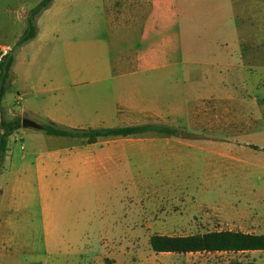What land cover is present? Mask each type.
<instances>
[{
	"label": "rangeland",
	"instance_id": "obj_1",
	"mask_svg": "<svg viewBox=\"0 0 264 264\" xmlns=\"http://www.w3.org/2000/svg\"><path fill=\"white\" fill-rule=\"evenodd\" d=\"M38 1L0 0V55L13 47L25 27L29 6ZM9 16L21 17L10 23ZM114 18L119 16L110 12L105 0H52L35 17L36 35L15 52L0 114L5 118L29 116L43 123L47 120L32 113L27 116L20 111L21 106L36 111L54 109L59 115L85 105L104 107L119 94L114 88L122 83L112 73L110 63L119 54L144 49L148 44L141 39V26L125 35L124 27L109 23ZM93 21L97 26L89 28L91 34L81 32L82 23ZM165 23V48L170 57L166 61L176 62L179 72L185 61H201L197 67L203 70L195 76L204 84L200 94L224 99L230 114H235L234 121L227 125L222 120L208 122L197 128L206 137L205 150L194 152L188 159L182 155V169L173 172L175 178L163 181L161 177L158 181L162 172L152 167L141 172H107L105 180L111 187L97 212L105 217L114 211L110 230H117V244L122 230L136 232L130 241L133 264H264V250L249 254L156 253L148 241L152 234L187 235L221 229L264 234V0H176ZM96 66L103 67L99 73L86 72ZM156 74L129 76L130 83L144 90L148 103L157 100L160 85ZM171 77L186 78L182 74ZM173 83L165 81V88L172 91ZM53 88L56 91L47 93ZM173 90L183 100L185 91L193 93L182 83ZM50 93L58 98L48 99ZM85 96H91L87 102H83ZM17 131L8 137L11 155L1 164L0 180L7 178L19 185L15 192L19 228L0 231L2 236L14 234L18 264H36L37 257H46L44 229L49 221L50 198H54L53 208L61 211L66 193L60 188L52 193L50 187H40L34 169L36 155L53 147L46 140L50 136L30 127L18 135ZM232 131L245 133L237 138L225 135ZM142 180L150 186L141 185L136 192L133 184ZM174 187L182 192L169 194ZM163 193L167 195L161 199L159 194ZM195 200L201 204V211L187 210L191 206L188 202Z\"/></svg>",
	"mask_w": 264,
	"mask_h": 264
},
{
	"label": "crops",
	"instance_id": "obj_2",
	"mask_svg": "<svg viewBox=\"0 0 264 264\" xmlns=\"http://www.w3.org/2000/svg\"><path fill=\"white\" fill-rule=\"evenodd\" d=\"M105 2L110 12L119 16V18L110 19L109 23L124 27L125 35L130 34L133 27L141 26V39L148 42L146 48L126 51L110 63L112 73L122 82L114 88V91L119 94H115L112 100H108L104 107L90 108L85 105L65 110L61 115L54 109L36 111L24 106H21L20 111L73 128L91 127L82 125L87 122L100 124L96 127H112L120 126L115 125L118 123L130 125L156 121L174 127L181 126L184 129L196 130H186L188 134L186 136L145 132L129 136L98 137L92 142L80 137L49 135L50 137L46 140L51 142L53 147L36 155L34 169L39 175L40 187H50L52 193H57V189L60 188L66 195L61 203V211L53 208L54 198L53 196L50 198L49 221L44 229L46 230L44 237L46 257L43 260L37 257L36 264H133L130 241H132V234L136 232L122 230V236L117 244V230H110L114 226L112 221L114 211H110L105 217L97 212L101 200L106 198L111 187V184L105 180V174L107 172H141L152 167L157 172H162V175L158 176V181H161V177L163 181L166 177L175 178L176 175L173 172L176 173L182 169L180 159L182 155L187 156L188 159L194 152L205 150L206 137L202 130L197 128L201 125L205 126L208 122L217 123L222 120L221 122L227 125L234 121L232 117L235 114H230L227 103H223L224 99L209 98L210 96L206 94H200L204 84L198 83L195 76L201 74L203 70L197 67L201 61H185L186 66L182 67L180 72L175 66L176 62L169 64L166 61L169 55L165 48V21L171 17L172 6L176 0H105ZM6 12L8 14L10 12L7 7ZM20 17L12 19L9 16L8 21L12 20L10 23L14 20L19 21ZM96 23L94 21L82 23L81 32L91 34L89 28L97 26ZM155 36L156 39H154ZM187 58L191 59L189 56ZM102 68L96 66L86 69V72L96 74ZM147 72H157L156 75H158L160 87L154 103H148L144 90L129 82V76ZM178 74L186 78L172 79L171 76ZM168 80L174 82L172 91L165 88V81ZM178 81L193 92L191 94L185 91L183 93L185 100L178 99L177 91L173 92V88L179 84ZM93 89L91 88L90 91ZM95 89L99 90V87ZM51 91L54 92L56 89L53 88L47 93ZM181 93L182 91L179 93L182 96ZM90 97L85 96L83 102H87ZM47 98L55 101L58 97L50 93ZM27 118L32 119L29 116ZM26 128L18 129L17 135L23 133ZM243 132L232 131L226 132L225 135L237 138ZM6 153L3 164L11 155L8 151ZM24 158L25 155H22V159ZM19 172L21 173L22 170L20 169ZM134 183L133 189L135 188L136 192L142 186L145 188L150 186L147 180ZM161 185L160 182L158 186ZM18 186L17 182H11L7 178L0 180V230H18L19 228L16 219L20 210L15 198ZM181 192L174 187L173 192L169 194ZM147 194L148 192L144 197H147ZM159 195L163 199L167 194ZM161 199L160 202L164 204L165 200ZM188 203L191 206H187V210L201 211L199 201ZM57 218H62L61 222H57ZM29 226L31 228V224ZM89 228L98 230H87ZM17 245L14 234L2 236L0 231V264H18L20 257L15 253L18 250ZM207 253L249 254L250 251ZM241 259L243 258H239L238 261H242Z\"/></svg>",
	"mask_w": 264,
	"mask_h": 264
},
{
	"label": "trees",
	"instance_id": "obj_3",
	"mask_svg": "<svg viewBox=\"0 0 264 264\" xmlns=\"http://www.w3.org/2000/svg\"><path fill=\"white\" fill-rule=\"evenodd\" d=\"M52 0H39L25 15V27L13 47L0 55V107L6 92V85L14 62L15 52L37 33L35 17L47 8ZM23 117L5 118L0 114V168L8 148L9 135L22 128ZM44 133L63 137H80L92 142L98 137L129 136L145 132L186 136L183 127H174L156 122L130 124L112 127L73 128L47 120L41 123ZM150 249L154 252L196 253V252H238L264 250V234L240 230L221 229L187 235L152 234Z\"/></svg>",
	"mask_w": 264,
	"mask_h": 264
},
{
	"label": "water",
	"instance_id": "obj_4",
	"mask_svg": "<svg viewBox=\"0 0 264 264\" xmlns=\"http://www.w3.org/2000/svg\"><path fill=\"white\" fill-rule=\"evenodd\" d=\"M21 125L22 127H30V128H35V129H43V126L41 123L39 122H36L30 118H27V117H23L21 119Z\"/></svg>",
	"mask_w": 264,
	"mask_h": 264
}]
</instances>
